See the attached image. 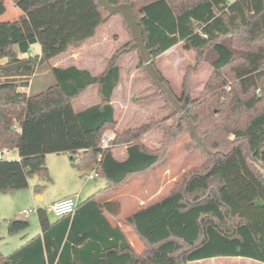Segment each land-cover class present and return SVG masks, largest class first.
Masks as SVG:
<instances>
[{
  "label": "trees",
  "instance_id": "16d2710c",
  "mask_svg": "<svg viewBox=\"0 0 264 264\" xmlns=\"http://www.w3.org/2000/svg\"><path fill=\"white\" fill-rule=\"evenodd\" d=\"M12 1L22 13L0 21V149L18 150L19 159L0 161V192L29 187L33 175L51 181L46 156L65 152L78 154L73 165L79 171L96 167L106 185L79 202L73 215L53 219L38 208L40 233L8 255L0 250V264H190L213 257L264 263V0H108L133 6L157 75L170 89L156 58L181 42L196 52V66L210 61L213 68L202 99L187 97L182 124L166 128L164 146L156 150L142 142L147 131L164 127L154 119L100 146L103 133L118 124L111 103L121 78L118 61L138 50H127L133 41L99 74L51 66L54 82L46 89L20 90L41 64L93 39L111 17L108 10L98 0ZM35 44L40 54L28 55ZM92 85L100 102L76 111L74 99ZM184 88L188 93L187 77ZM184 128L206 159L168 195L125 218L144 243L137 252L106 216L118 214L121 202L105 194L155 167ZM123 144L128 155L120 161L113 149ZM7 225L13 234L29 221Z\"/></svg>",
  "mask_w": 264,
  "mask_h": 264
},
{
  "label": "rangeland",
  "instance_id": "374dc122",
  "mask_svg": "<svg viewBox=\"0 0 264 264\" xmlns=\"http://www.w3.org/2000/svg\"><path fill=\"white\" fill-rule=\"evenodd\" d=\"M21 12V9L12 0H0L1 21H12L18 18ZM98 38H101V45L99 50L96 51L97 53L91 56V60H93L94 63H102L105 56L111 55L119 48L133 41L131 33L127 29L126 23L120 14L111 16L102 25L98 31ZM31 52L40 53V45H33ZM89 54L87 56H89ZM83 58L87 59L88 57L85 56ZM120 65L123 73L126 74V78H134L137 86V90L133 89L131 92H126L121 95V98H124L126 102L132 101L134 103L133 106H136L132 107L134 109L130 107L127 109L128 116H132V120H134V125L128 128L138 127L149 122L151 119L158 120L160 124L164 126L152 128L142 137V142L149 149L155 150L164 146L166 128H172L177 124H182L181 118L186 116L185 106L188 105L189 102L187 97L189 96L192 101H199L202 99L203 90L213 72L210 61H204L196 66V52L184 49L182 42L156 58L158 70L169 81V85L177 99L181 100L179 104V106H181V112H178L174 110L166 96L160 93L158 87L151 80L145 67L141 63V56L138 50L124 54L120 61ZM50 67L51 65L49 62L41 64L37 68L35 76L33 75L30 78L29 84L31 85L32 80L33 87L30 88L29 85L28 87H21L20 90H26L27 93L33 94L46 89L51 85L52 81L54 82ZM185 77H187L188 93L185 92L184 88ZM121 98L119 95L118 99L120 100ZM84 99H86V96L83 97V100ZM94 100L95 95H89L87 103ZM78 102L79 101H76L74 103L76 108L79 107ZM118 115L119 120L121 118L122 121L124 117L123 109L122 111L119 109ZM124 130L118 131L115 128L113 131L116 136L117 133H121ZM119 147H126V145H119L115 148ZM18 156V150L11 149L5 154V160L16 159ZM205 159L206 157L202 149L198 147L190 132L184 128L179 137L168 148L164 158L155 167L144 175L132 177L118 188L110 189L106 194L118 197L121 202L120 213L122 216L130 214L136 209L148 203L158 201L168 195L175 183L187 171L200 166ZM86 172L89 173L90 171ZM80 178L81 182L84 183L85 179L83 173ZM89 183L96 184L98 190L104 187L105 179L102 176H98L94 180H90ZM57 184L58 183L48 181L39 175H33L29 179V187L10 192H0V210L9 208L11 213H13V219L20 218L29 221V227L27 229L11 234L8 232L7 220L0 219V250L3 254L7 255L13 252L26 241L27 236L31 237L39 231L37 209L40 207L47 208V206L45 204L44 206L34 205V202L43 203L42 200H38L33 196L36 186L41 185L43 186L41 191L44 190L50 195H54L60 192ZM27 191L30 192V197L28 199ZM89 195L85 196L83 199L88 198ZM25 209L32 210L28 216L22 213ZM50 216L52 215L50 214ZM120 219L123 220V217ZM125 227L128 239L135 250L137 252H142L144 243L129 225ZM190 264L264 263L247 257H213Z\"/></svg>",
  "mask_w": 264,
  "mask_h": 264
},
{
  "label": "crops",
  "instance_id": "0c3cea01",
  "mask_svg": "<svg viewBox=\"0 0 264 264\" xmlns=\"http://www.w3.org/2000/svg\"><path fill=\"white\" fill-rule=\"evenodd\" d=\"M4 1H6V0H4ZM1 20L2 19L0 18V21ZM100 45H101V38H98V33H97V35L93 39H91L90 41L85 43L80 48L71 49L67 53H64L62 55L54 57L49 61V63L51 66H57V67H62V68L69 67V66H76L80 69H88L92 74H99L105 70L106 65H107V60L113 54L112 53L109 56H105L102 63H97V62L94 63L93 60H91V56H94L97 53L96 51L99 50ZM169 50H167L166 52H168ZM166 52H164V53H166ZM31 54H40V53H37V52L28 53V55H31ZM88 54H89V56H87ZM85 56L88 58L87 59L83 58ZM122 57L119 59V62H118L120 69H121V78H120V82H119L118 86L116 87V89L113 93L112 101H111V103L115 109V117L117 120H119V115H118L119 109H121V111L123 109V112H124V117H123L122 121L120 118V120L118 121L117 127H116V129L118 131L124 130V129L134 125V122H133L134 120H132L133 119L132 116L131 117L128 116L129 114L127 113V109L129 107L131 109H134L132 107H136V106H133L134 103L132 101L126 102V100L124 98H121V95L125 94L126 92H131L133 89L137 90L135 79L131 78V77L126 78V76H125L126 74L123 73V70H122L121 65H120V61H121ZM96 63L99 65H97ZM52 83H53V81H52ZM32 85H33V81L31 80V85L29 87L32 88L33 87ZM89 95H95V100L90 102V103H87V98L89 97ZM119 95L121 98L120 100L118 99ZM85 96H86V99L83 100V97H85ZM76 101H79L78 102L79 103L78 108H76L74 106V103ZM99 102H100V97L98 96V86L92 85L89 88H87L84 92H82L76 99H74L73 106H74L76 111H81V110L88 108L91 105L97 104ZM113 155L117 160H120V161L125 160L127 158V155H128L127 154V147H121V148L119 147V148L113 149ZM77 156H78V154L66 153V152L65 153L47 154L46 163H47V166H48L50 174H51V181H53L54 183H58L57 186L59 187L60 192L58 194H54V195H50L49 193H47L44 190L40 191L38 193L34 192L33 196L36 199L43 201V203L34 202L35 206H44V204L46 206H48L49 204H51L57 200H60L62 198L68 197V196H78L79 202H83L84 200L87 199V198L83 199V198H85V196H87L91 193H92L91 195H93L97 191H99L101 188H103V187H101L100 189L97 190V185L89 183L90 180H89V182L86 180L84 183L81 182L80 176L82 175V173H84L86 171H79L74 167L73 160ZM18 158H19V156L16 159H18ZM88 171H91V169H89ZM94 179H92V180H94ZM105 185H106V179H105ZM105 185H104V187H105ZM91 195H89L88 197H90ZM105 195L107 197V200H111V199L119 200L118 197H116V196H113V195L110 196L108 194H105ZM29 197H30V192L27 191V199ZM149 204H151V203H148L142 207H145ZM142 207H140V208H142ZM40 208H43V207H40ZM140 208H138V209H140ZM138 209H136V210H138ZM120 212H121V209H120L118 214H113V213L107 212L106 216L113 225H119L122 228V230L125 232V234L128 238L127 230L125 227V226H127V224L125 223V218L129 214L122 216ZM12 214L13 213H11L9 208L1 209L0 210V219L1 220L4 219L7 221L10 219H13ZM121 217H123V220L120 219ZM51 218L55 219L57 217L52 215ZM38 233H40V226H39ZM38 233H36V234H38ZM31 237L27 236L26 241Z\"/></svg>",
  "mask_w": 264,
  "mask_h": 264
},
{
  "label": "water",
  "instance_id": "95a60500",
  "mask_svg": "<svg viewBox=\"0 0 264 264\" xmlns=\"http://www.w3.org/2000/svg\"><path fill=\"white\" fill-rule=\"evenodd\" d=\"M109 12L110 16L115 14H120L127 27L130 30L131 36L133 38V43L127 48V50L138 49L141 58L145 62L146 70L151 77L153 83L162 89L168 96L169 100L180 109L181 106L177 105L178 99L173 93V91L158 77L157 71L153 62L151 60V52L148 49L145 39H144V30L139 24L137 14L133 8V6L129 3H121V4H111L108 0H98ZM5 62V59H1L0 63ZM181 112V111H180ZM192 130H194L193 125H191ZM207 149V148H206Z\"/></svg>",
  "mask_w": 264,
  "mask_h": 264
},
{
  "label": "built area",
  "instance_id": "2783aa9c",
  "mask_svg": "<svg viewBox=\"0 0 264 264\" xmlns=\"http://www.w3.org/2000/svg\"><path fill=\"white\" fill-rule=\"evenodd\" d=\"M115 137V132L113 130H106L101 138V147L106 148L110 146V143L112 139ZM8 148H2L0 149V161L5 160V154L9 151ZM19 159V158H18ZM83 177L86 181L92 180L96 177H98V172L96 170V167H93L91 171L84 172ZM79 203L78 196H68L65 198H62L60 200H57L47 206V211L55 216V217H61L65 215H73L76 207ZM32 210L25 209L22 211V213L25 216H28Z\"/></svg>",
  "mask_w": 264,
  "mask_h": 264
}]
</instances>
